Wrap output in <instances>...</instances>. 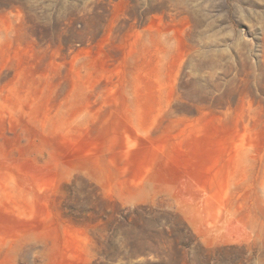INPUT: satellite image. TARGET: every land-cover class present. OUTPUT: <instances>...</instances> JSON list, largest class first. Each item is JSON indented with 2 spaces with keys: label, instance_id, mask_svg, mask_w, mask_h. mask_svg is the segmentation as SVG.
I'll return each instance as SVG.
<instances>
[{
  "label": "rangeland",
  "instance_id": "rangeland-1",
  "mask_svg": "<svg viewBox=\"0 0 264 264\" xmlns=\"http://www.w3.org/2000/svg\"><path fill=\"white\" fill-rule=\"evenodd\" d=\"M0 264H264V0H0Z\"/></svg>",
  "mask_w": 264,
  "mask_h": 264
},
{
  "label": "bare ground",
  "instance_id": "bare-ground-1",
  "mask_svg": "<svg viewBox=\"0 0 264 264\" xmlns=\"http://www.w3.org/2000/svg\"><path fill=\"white\" fill-rule=\"evenodd\" d=\"M135 142H136V138L132 136V137L129 139V146H128V147H129V148L132 147V146L135 144Z\"/></svg>",
  "mask_w": 264,
  "mask_h": 264
}]
</instances>
